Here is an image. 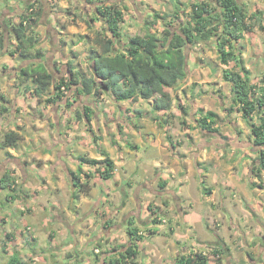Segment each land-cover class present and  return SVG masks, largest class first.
I'll use <instances>...</instances> for the list:
<instances>
[{
    "label": "rangeland",
    "instance_id": "374dc122",
    "mask_svg": "<svg viewBox=\"0 0 264 264\" xmlns=\"http://www.w3.org/2000/svg\"><path fill=\"white\" fill-rule=\"evenodd\" d=\"M11 1L0 0V15L2 8H5L4 2ZM194 1L199 0H55L53 3H49L50 10L57 14L55 26L58 29L59 27L65 29H61L63 32L60 34L62 35H56L55 39L52 38V33L50 34L51 36L47 37V26H43L41 23H46L45 20L49 18V13L46 11L45 17L41 13L35 27L38 33L36 36L37 43L35 44L37 47L35 48L40 49L44 53V58L50 51L59 52L62 60L56 62L57 67H60L62 62L63 64H69L71 67L72 63L75 62V67L78 68L79 74L88 75L91 55H93V52L99 51V47L94 42L96 32L105 33L106 28V23L96 14L97 5L117 2L116 4L122 10L123 21L120 23L121 37L115 43V49L122 53L123 47L127 44L130 37L144 35L148 32H156V34L162 32L164 20L161 18L156 20L153 14H173L175 5L178 2L179 10H182L180 19L176 21L179 23L185 16L184 12L190 11V5ZM31 4L34 7L30 8ZM248 7H251V3H249ZM37 8H41L43 12L42 3L36 1L26 3L22 11H18L16 15L21 14L27 9V11L31 12ZM166 20L168 21L169 18ZM251 22L255 26L258 20L254 19ZM259 24L264 26V22H259ZM70 29L73 30L71 31L72 33L69 31ZM263 31L264 29L257 28V33L261 34ZM250 36V38L255 39L253 34H250ZM247 43L251 44V46L253 45L250 41ZM15 44L16 41L15 43L12 42L13 46L11 50L14 49ZM200 48L196 49L198 51L197 57L207 62L209 69L205 66L204 68L199 67L196 70H194L195 67L193 69H190L189 66L186 67V77L179 80L175 84L177 85L176 87L174 85L165 90L172 96V105L168 111H156V119L153 116H149L148 112L151 110L155 111L153 109V100L149 99L144 100L145 114L140 113V118H127L124 115V110L114 104L108 94H104L102 97L96 99V108L98 110L97 121L95 123L93 122L94 118L92 119L90 123L91 132L87 129L86 123L83 120H80L77 124H73L71 120H68L66 121V125L60 124L59 131L54 126V123L49 125L48 130H46L48 127L46 123H42L41 125V123L33 121L32 116L35 117L34 119L38 116L42 121V114L45 113L44 110L49 103L46 101V95L39 97L35 95L31 81H27L26 87L29 86L30 88L29 96L31 99H25V102H28L25 107L27 110L22 114L28 118H25V121L18 126L21 131L19 133L21 137L18 144L20 148L25 145L27 152L34 150L35 154H33V158L31 157L33 162H38L42 165L44 161L41 156L47 155V151L50 149H52L50 152H52L51 156L55 161L58 157L60 158L57 150L58 148L63 150L64 147H57L58 142H77L74 145H69L72 147L67 148L66 154L74 156L87 154V156L97 159L103 158L100 154L101 149L106 151L110 149L113 152L114 158L119 159V156L115 154L119 150H115V147L110 142L127 141L134 145L135 142H153L154 140L158 141L160 138H163L162 142H165L167 139H169L168 142H218L217 144L223 146L221 147V168L225 164L234 165V168L228 172L235 173L237 170L240 171L242 161L246 157L248 158L246 164H243V167L247 166L246 170L249 169L248 173L240 179V186L243 188V191L241 194H232L231 197H233L221 205L220 194H217L215 203L211 202L207 206L204 205V223H197V225L193 226V229H189V225L187 226V224L177 228V231L181 232L184 236H189L190 241H198L196 245L186 244V246H181L180 241L177 244V241L171 240V233L168 227L159 236L155 235V237L153 234H149L148 231L152 227L143 228L144 224L149 223L151 215L154 216L152 212L155 210H149V214L151 215L148 217L141 216L140 228L144 231L145 242L147 241L148 243L138 242L139 253L137 264H175L176 258L182 253L194 254L195 252H206L209 264H216L218 257H221L222 264H264V220L261 221L264 217V208L262 210L260 203V200L264 203V172L256 175L251 170L252 167H249L255 165L257 162V154L253 150L251 143L250 126L252 122L258 120V117L254 115L252 120L244 119L241 113L236 110L237 106H235L234 111L228 112V109L231 106L233 107L230 92L231 85L222 76L223 69H221L220 65V54L213 43H207V45ZM205 49H207V53ZM31 51L34 52V49ZM15 56L19 64L24 62V64L31 65L38 60L32 58L26 61L19 54ZM46 60L47 57L45 58ZM244 61L245 64L252 63L251 65H253L248 80L263 87V76L259 72L264 70V66L260 65L259 69L256 68L254 58L251 56H247ZM227 66L231 70L237 67L234 61H231ZM255 76H258V80H255ZM17 85H22V90L28 91V89H24L25 84L21 80L15 82V86ZM71 96L72 94L70 93L69 101L72 104L71 106L66 103L67 99L65 97L59 99L60 101L66 100L65 104L68 109L80 107L85 100L86 103L89 100H93L92 97L80 96L78 98L79 103L74 105L76 99ZM15 99V97L11 99V104ZM32 100L36 101V105L31 103ZM6 101L3 104H6ZM207 110H212L217 114L216 126L219 131L216 134L207 132L197 125L196 119ZM119 114L120 118L116 122L115 119ZM7 116H9L8 112L5 114L0 113V135L11 130V128L7 127ZM104 117L105 122L103 121ZM32 121L34 123H31ZM121 121L125 123L122 124ZM164 125H166V130L163 129ZM125 126L129 131L124 128ZM162 133H166L167 135L164 137ZM95 136H97L96 141L93 139ZM140 136L141 138H139ZM1 139L2 137L0 138V142ZM132 145L131 148H133ZM141 151H144L143 147ZM230 152H232V155H230ZM141 155L143 161H146L145 159L148 157L144 153H141ZM38 156L41 159H37L39 158ZM2 157L0 153V158ZM69 157L70 155H67L61 159L64 163L74 166L75 163H72ZM209 165L211 166L212 163ZM49 167L51 166L49 165ZM57 167L59 168L58 171H62V168ZM76 168V174H79L81 170H79L78 165H76ZM182 170H184L183 167ZM58 171L57 173L62 177V173ZM152 171L153 167L149 170V174H153ZM9 172L16 182L13 190L9 188L0 189V264H7L13 252L19 253L23 264H109L108 259L104 263L103 258L111 254L112 251L110 250H113L115 247L120 248V246L129 243V236L125 231L124 225L126 223L124 222L126 220L124 214L127 211L123 213L120 204L123 191L125 192L127 188L126 181L124 180L128 176L123 172L121 167H116V175L113 179L106 180L100 177L94 167H89L85 173L88 172L91 177L85 176L83 178L82 176L83 179L79 182L81 185H87L74 191L67 176L58 178L53 182L56 187L57 185L55 184L59 183L58 186L60 187H58L57 191L51 187L41 191L39 186L43 185L46 180L39 177L37 171H33L34 173L27 180L28 188L26 187L25 189L24 187V190H21V186H24L22 185L23 175L21 176L19 173L16 175L12 169H9ZM141 172H136L133 178L130 179L131 184L137 185L133 189L135 194L131 197L132 199L137 198L136 196L142 192L141 187H138L140 183L142 184L146 180L145 183L148 186L153 182H148ZM222 173L221 171V175ZM210 182L207 183L206 188L222 187V184L218 185V183ZM122 188L123 191L120 190ZM43 191L44 193H42ZM7 195H14V198H8ZM192 195L196 205H199L196 198H201L202 195L196 194L194 190L192 191ZM145 197V201H149V204L155 209L153 194L146 195ZM249 197L252 200L245 201ZM87 201H90V203ZM71 203H75L76 205H72ZM53 204L58 206L57 209L55 207L56 213L49 211L50 205ZM112 204L114 205L112 212H116L114 215L112 213L115 227L112 231L113 234H108V232L105 233L107 230L104 228L105 224L103 222L105 218L110 219L106 215V212H108ZM139 205L136 202H132V214L137 212L139 215ZM27 206H30V208ZM32 206L39 209L40 207H44L47 209L45 214L51 213L52 219L49 225H42L40 223L31 225L32 221H28L24 225V222L18 215V211L23 210L21 208H28L30 210ZM141 208L140 205V210ZM197 209L202 210V207L199 206ZM93 211L95 212L94 216L92 214ZM144 211L146 214L148 210ZM172 211L174 212V209ZM132 214L129 213V216ZM72 215L79 219H73ZM173 215L171 214L170 216L172 217ZM94 217L95 220L93 221ZM29 219L31 218L29 217ZM74 222H81L80 229L75 231V236L71 234V230L68 228V225ZM96 224H98V228L94 231V225ZM180 224L183 225V223ZM28 226L31 227L28 228ZM198 230L202 231L201 235L198 233ZM96 232L103 234L94 240L92 236ZM182 234L181 236H183ZM215 234H218V238ZM200 236H202L201 239L203 240L198 238ZM90 240L92 241L90 242ZM189 240L186 241L189 242ZM217 249H219L218 253H213V250Z\"/></svg>",
    "mask_w": 264,
    "mask_h": 264
},
{
    "label": "crops",
    "instance_id": "0c3cea01",
    "mask_svg": "<svg viewBox=\"0 0 264 264\" xmlns=\"http://www.w3.org/2000/svg\"><path fill=\"white\" fill-rule=\"evenodd\" d=\"M33 1L39 2L43 4V16H46V11L49 13V18L45 20L46 23H41L43 26H47L46 29V36H51L55 39L56 35H62L63 31L61 29H65L63 27L57 28L55 26V19L57 18V14L50 10L49 3H53L55 0H12L11 2H4L5 8H2L1 15H0V32L1 35L4 36V43H5V50L4 53H1L0 51V106H1V114H5L6 112L9 113V116H7V127L11 128V130H14L18 133H20V129L18 126L25 121L24 119L28 118L27 116L24 117V113L27 108H25L28 104V102H25V99L29 100L30 98V91L28 90L26 92L22 90V85L15 86V82L17 80H21L19 77V71L24 66H27L29 64L18 63L19 61L16 60V54L11 55L10 50L12 48V42L15 43V36L13 33V26L18 22L19 20V14H17L18 11H22L24 4L31 3ZM203 1V0H199ZM239 6L243 9L245 14L248 16H251L252 20L256 19L258 22L257 25H253V29L251 31L243 32L242 38L234 44V51L239 56V58L243 61V65L246 68L247 73L245 74L243 72L244 77L250 76V71L253 65L252 63H246L245 64V58L247 56H251L254 58L255 67L260 68V65L264 66V31L259 34L257 33V28L259 27V22H264V0H237ZM197 2V1H194ZM249 3H251V7L249 6ZM214 7L216 5V2L213 1L212 4ZM219 9V7H217ZM11 9V10H10ZM70 32L73 31L72 29L69 30ZM54 33V34H53ZM72 33V32H71ZM13 34V36H12ZM250 34L255 37L250 38ZM61 37V36H60ZM13 38V39H11ZM250 41L253 45L247 43ZM207 43H213L217 49V40L216 38H211L207 41H201L194 44L187 45L185 47V53L187 58V67L189 66L190 69L196 70L197 68L201 67L206 68L209 67L207 62L202 61L201 59H198L197 53L198 51L196 49H199L200 47H203L207 45ZM248 44V45H247ZM201 49V48H200ZM7 50V51H6ZM202 51V50H201ZM205 52L207 53V49H205ZM202 53H204L202 51ZM189 55V56H188ZM196 56V57H195ZM47 57V60L45 61V58ZM44 58V63L46 64L47 69L53 74V80H56L58 78H61L62 76L69 74V65L67 64H61L60 67H57L56 62H59L62 60L60 57V53L57 51H50L46 54ZM50 58V60H49ZM27 61V60H26ZM25 61V62H26ZM29 62V61H28ZM196 65V66H195ZM221 69L227 68V65H224L220 63ZM34 66V65H33ZM32 67V65H31ZM223 67V68H222ZM71 68L76 71H78V68L75 67V62L72 63ZM209 69V68H208ZM258 72V71H257ZM259 73H262V76L264 77V70L260 71ZM187 74V73H186ZM186 77V76H185ZM255 80H258V76H255ZM22 81V80H21ZM24 89H26L28 82H23ZM177 85H175L176 87ZM166 87L165 90H167ZM28 96V97H25ZM103 96V95H102ZM101 96V97H102ZM15 97L16 99L11 104V99ZM48 96H46L47 98ZM7 100L3 104V102ZM116 104L119 106V108L124 110V115L127 116V118L137 117L140 118V113H146L145 112V105L144 100L142 98H139L136 101L131 100H124L115 102L112 98H110ZM75 102V103H74ZM74 105L78 104V98H76V101H74ZM32 104L36 105V101L31 102ZM96 103V104H95ZM97 102L96 100H89V102L86 103V100L82 102V105L79 107H74V109H68L66 108L65 101L57 100L55 103H49L47 108L44 110L45 113L42 114V121L41 119L36 116H32L33 121L37 123L47 124L48 127L46 130H48L49 125L54 123V126L57 127V130L60 129V124L66 125V121L71 120L73 124H77L80 122L79 120V113L84 111V106L91 107L92 113V119L94 118V121L96 123L97 121V108H96ZM22 106V107H21ZM3 108H7L6 110H2ZM76 108V109H75ZM106 111V109H105ZM114 111V110H113ZM21 113V114H20ZM163 113V112H161ZM149 116H153V118H157V112L151 110L148 112ZM120 114L116 117V122L119 120ZM85 122V119H82ZM31 123H34V122ZM103 121L105 122V117L103 118ZM92 122V120H91ZM122 124H124L121 121ZM163 129L166 130V125ZM126 128V126L124 127ZM69 130V129H67ZM127 131L129 129L126 128ZM164 130V131H165ZM166 132V131H165ZM140 135V134H139ZM162 135L165 137L167 134L162 133ZM21 137V136H20ZM1 138V137H0ZM141 138V136L139 137ZM163 139V138H162ZM161 138L158 139V141H150V142H135L134 145H132L130 142L124 141V142H110L113 147H115V150H119L118 152H114L116 156H119V159L116 157L114 158L113 152L110 149H107V152L110 156V158L114 161V169H113V177L116 175V167H121L123 169V172L127 174V178H125L124 181H126V191H123V188L120 189L123 191V197L120 201L122 211L125 213L126 220L124 222L125 228L127 230L128 227V221L130 218H132L133 223L132 225L135 226L139 233L144 234L143 230H141V216L144 215V217H148L149 215V201H145L146 195L153 194L154 200H155V209L156 212L154 213V216L150 218L149 223L144 224L143 228L145 227H152L149 230H152L154 233L153 235L159 236V234H162L166 227H168V230L171 233V240H175L178 242L180 241L181 246L187 245H196V242L194 240L190 241L189 236H184L181 232L177 231V228L180 226H187L189 225V229H193L197 223H204V205H208L211 202L215 203V198L217 194H220V205L225 204L227 200H229L232 194H237L243 191V188L240 186V179L243 175H246L248 173V170H246L247 166L243 167V164H246L247 157L245 160L242 161V168L241 170H237V172H228L229 170L234 168L233 164H225L221 168V145L217 144L218 142H168L169 139H167L165 142H162ZM56 141V140H55ZM77 142H58V146H63L64 149L60 150L58 148V159L55 161L54 158L51 156L50 149L47 151V155L41 156L44 163L40 165L38 162H33V152L34 150H30L27 152L26 146L23 145L21 148L19 144L17 143L14 147H8L6 149L0 148V153L2 158H0V172L9 171V169H12L15 171V174L18 173L23 175L22 182L24 185L21 186V190H24V187L28 188L27 180L30 178L33 171H37V174L39 177L46 180L43 185L39 186V189L42 191L43 189H49L50 187L53 188L55 191H57L59 183L55 184L54 186L53 182L58 179L62 178L64 176H67L71 182L73 191L77 189V187L73 184V181H77L78 179H75L73 177L74 175H80V179L85 178L86 174L85 171L89 169V167H94L90 165L80 164L76 160V155L72 154H66V150L69 147L70 144L74 145ZM131 145L133 148H131ZM143 147L144 151H141V148ZM8 152V154H7ZM120 153V155H118ZM141 153H144L146 157L143 161ZM223 153V151H222ZM76 154V153H75ZM32 155V156H31ZM67 155H70L69 159H71L72 163H75V167L71 164H66L62 161V157H65ZM87 155V154H85ZM230 155H232V152H230ZM32 157V158H31ZM39 157V156H38ZM90 157V156H88ZM40 157L37 159H41ZM92 158V157H90ZM215 161H214V160ZM51 161V162H50ZM55 161V162H54ZM143 162V163H142ZM212 163L210 166L209 164ZM37 164V165H36ZM49 165L51 167H49ZM76 165H78L79 170H81L83 173L76 174L77 168ZM59 166L62 168V171H58ZM153 167V174H149V170ZM182 167L184 170H182ZM251 167V166H249ZM95 168V167H94ZM62 173V177L60 174ZM80 171V172H81ZM141 172L147 181H153L150 183V185L147 186V183L144 182L138 186L141 187L142 192L139 193L137 198L132 199L131 197L135 194L134 190L135 187L134 184H131L130 179L133 178V176L136 174V172ZM180 171V172H179ZM219 171V172H216ZM221 171L223 172L221 175ZM240 173V174H239ZM83 176V178H82ZM87 177V176H86ZM89 177H91L89 175ZM113 177L111 179H113ZM27 178V179H26ZM129 180V182H128ZM220 180V182H219ZM211 181L210 183H218V185H221L222 187H208L207 183ZM220 183V184H219ZM125 186V185H124ZM79 189V188H78ZM77 189V190H78ZM39 190V191H40ZM196 191V194H201L202 197L196 198V201L199 203V205H196L195 200L193 199L192 191ZM223 191V192H221ZM219 192V193H218ZM44 193V191L42 192ZM77 193V192H76ZM75 193V194H76ZM97 193V192H95ZM77 195V194H76ZM76 199V198H75ZM134 200V201H133ZM250 197L246 199L245 201H250ZM86 201V200H85ZM97 201V200H96ZM261 208L263 210L264 203L261 202ZM90 203V201H87ZM132 202H136L141 205H139V215L138 213L132 214ZM72 205H76L75 203H71ZM212 205V204H211ZM128 206V207H127ZM199 206L202 207L201 209H197ZM263 206V207H262ZM30 208V206H27ZM57 205L53 204L50 205V212L56 213ZM28 208H21L23 210L18 211V215L20 216V219L24 222V225L28 223V221H32L31 225H37L38 223L42 225H49L50 220L52 219L51 213L45 214L47 209L44 207L36 208L33 207L29 210ZM174 209V212L172 211ZM114 205L109 208L108 212H106L110 219L105 218V221L103 222L105 224V227L109 233L113 234V230L115 227L114 223ZM144 210H148L145 214ZM72 211V210H71ZM176 211V213H175ZM31 212V213H30ZM179 212V213H177ZM111 213V214H109ZM113 213V215H112ZM129 213L132 215L129 216ZM93 216L95 212H92ZM173 215L172 217L170 215ZM61 215V214H60ZM29 217L31 219H29ZM57 217V216H56ZM79 217V216H78ZM143 217V216H142ZM73 219H79L75 218L74 215H72ZM262 218V217H261ZM95 220V217L93 221ZM155 220V221H154ZM264 220V217L261 221ZM111 221V222H110ZM102 223V224H103ZM180 223H183L181 225ZM231 223V221H230ZM178 226H177V225ZM81 222H74L69 224L68 228L71 230V234L75 236L76 230L80 229ZM31 226H28V228ZM95 229L97 230L98 224L94 225ZM140 228V229H139ZM103 229V228H102ZM104 230V229H103ZM125 230V231H126ZM127 233V232H126ZM149 233V231H148ZM198 233L201 235L202 231L198 230ZM219 233V232H217ZM69 234V233H68ZM103 233H95L93 234L92 238L94 240L97 239L99 235H102ZM181 234L183 236H181ZM113 236V235H112ZM155 236V237H156ZM215 236L218 238V234H215ZM199 239L202 238V236L198 237ZM90 239V238H89ZM186 240H189L186 241ZM203 240V239H201ZM92 240H90L91 242ZM148 243L145 242V237L140 243ZM186 242V243H184ZM173 243V242H172ZM180 245V244H179ZM221 245V242H220ZM178 246V245H177ZM156 253V252H155ZM13 254V253H12ZM138 261V258H137ZM140 262V260H139ZM148 264V263H144Z\"/></svg>",
    "mask_w": 264,
    "mask_h": 264
},
{
    "label": "trees",
    "instance_id": "16d2710c",
    "mask_svg": "<svg viewBox=\"0 0 264 264\" xmlns=\"http://www.w3.org/2000/svg\"><path fill=\"white\" fill-rule=\"evenodd\" d=\"M213 1L216 2L215 7L212 5ZM116 3H102L96 6V14L106 23V28L105 33L96 32L94 42L99 47V51H92L88 75H80L68 64L69 74L56 80H53V74L43 61L44 53L35 48L38 35L35 27L42 13L41 8L31 12L27 9L19 14L18 22L13 26L16 44L14 49L9 51L10 55L16 53L25 60L38 59L31 64L32 67L29 64L20 69L19 77L22 82L31 81L35 95L48 96L46 98L48 103H55L65 97L66 103L71 106L70 93L75 99L83 96L92 97L94 100L108 94L115 102L136 101L139 98L152 99L155 111H168L172 105V96L165 91V88L174 86L186 76L185 47L215 37L220 63L228 65L234 61L238 67L234 70L224 68L222 71L224 80L231 85L233 107L231 106L228 112L234 111L237 106L236 110L244 119L252 120L254 115L258 117V120L252 122L250 126L251 143L257 154V162L251 166V170L256 175L264 172V86L251 83L248 77L243 76L244 71L245 74L247 73L246 68L234 51V44L242 38L243 32L253 29L252 17L245 14L238 1L192 2L190 11L184 12L185 16L179 23L176 21L180 19L182 10H179L177 2L173 14H153L156 20L160 18L164 20L160 34L148 32L144 35H134L124 45L122 53L115 49V43L121 37L120 23L123 21L122 10ZM30 6V8L34 7L33 4ZM167 18H169L168 21ZM259 28L264 29V26L260 24ZM5 47L4 36L0 32L1 53H4ZM33 49L34 52L31 51ZM26 89L29 90V86ZM78 113L79 120L84 118L87 129L91 132V107L84 106V111ZM216 117L217 114L214 111L207 110L196 119V122L203 130L216 134L219 131L216 126ZM0 137H2L0 148L3 149L16 146L20 140V134L14 130H9ZM93 139L96 141L97 136ZM100 154L103 156L101 159L79 154L76 160L80 164L94 166L101 178L110 179L113 177L114 161L106 150L101 149ZM72 175L78 179L77 182L73 181L77 188L87 185L79 183L80 175H74V173ZM86 176L89 177V174ZM15 182V178L9 171L0 172V189L13 190ZM7 197L14 198V195H7ZM148 209L155 210L153 214L157 210L153 209L151 204L148 205ZM132 223L133 220L130 218L126 230L129 243L110 250L111 254L103 258L104 263L108 259L109 264H137L138 242L142 241L145 235L139 233ZM153 233L149 230V234ZM213 251L217 254L219 249ZM7 264H23V260L18 252H13ZM175 264H209V258L202 252L182 253L176 258ZM216 264H222L221 257L217 258Z\"/></svg>",
    "mask_w": 264,
    "mask_h": 264
},
{
    "label": "built area",
    "instance_id": "2783aa9c",
    "mask_svg": "<svg viewBox=\"0 0 264 264\" xmlns=\"http://www.w3.org/2000/svg\"><path fill=\"white\" fill-rule=\"evenodd\" d=\"M202 253L206 255V252H202Z\"/></svg>",
    "mask_w": 264,
    "mask_h": 264
}]
</instances>
